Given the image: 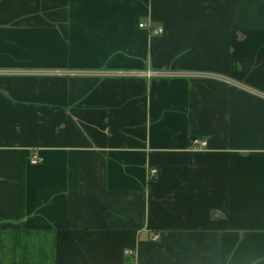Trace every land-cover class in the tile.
<instances>
[{"label":"crops","instance_id":"0c3cea01","mask_svg":"<svg viewBox=\"0 0 264 264\" xmlns=\"http://www.w3.org/2000/svg\"><path fill=\"white\" fill-rule=\"evenodd\" d=\"M0 264H264V0H0Z\"/></svg>","mask_w":264,"mask_h":264},{"label":"built area","instance_id":"2783aa9c","mask_svg":"<svg viewBox=\"0 0 264 264\" xmlns=\"http://www.w3.org/2000/svg\"><path fill=\"white\" fill-rule=\"evenodd\" d=\"M140 26H142V27L147 26L148 28L152 29V30L155 31V32H163V30H164L163 27H159V28H156V29H155V28H153L148 22H142V23H140ZM192 144H193L194 146L201 147V146H206V145L208 144V141L205 140V139L193 138V140H192ZM32 161L35 162V163H37V162H40V161H41V158L38 157V156H36V155H34ZM151 172H152L153 174H154V173H157V172H158V169L155 168V169L151 170ZM158 237H159L158 234L154 235V238H155V239L158 238ZM125 253H127V254H134L135 251H134L132 248H128V249L125 250Z\"/></svg>","mask_w":264,"mask_h":264}]
</instances>
